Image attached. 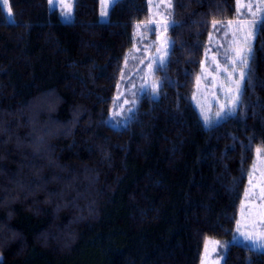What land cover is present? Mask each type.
<instances>
[{
	"label": "trees",
	"instance_id": "16d2710c",
	"mask_svg": "<svg viewBox=\"0 0 264 264\" xmlns=\"http://www.w3.org/2000/svg\"><path fill=\"white\" fill-rule=\"evenodd\" d=\"M170 49L121 128L107 116L149 0L0 1V264H264L232 242L257 148L264 149V19L234 113L206 127L192 96L213 22L236 0H171Z\"/></svg>",
	"mask_w": 264,
	"mask_h": 264
},
{
	"label": "rangeland",
	"instance_id": "374dc122",
	"mask_svg": "<svg viewBox=\"0 0 264 264\" xmlns=\"http://www.w3.org/2000/svg\"><path fill=\"white\" fill-rule=\"evenodd\" d=\"M0 1L8 18L11 19L10 10L5 0ZM113 1L114 0H101L100 15L102 20H106ZM249 1L257 4V7L261 8L258 2H261V0ZM239 2L241 5H243V3L245 4V0H239ZM168 3L169 0H149V19L136 28L134 46L127 53L124 68L118 80L116 93L106 119L107 123L114 128H121L128 123L136 109L138 98L145 91H149L153 97H157V91L153 94L152 90L153 85L158 83L153 77L154 70L157 66H161L159 60L164 57L165 49H167L168 53L170 49V40L167 36V31L164 30L165 20L171 17L167 15V13L172 10V8L169 9L166 7ZM69 5L71 8L70 15L64 16L61 14V18L66 22L73 19L74 0H53L51 3V6H59L61 13L62 11H66ZM257 7L255 8L253 6L250 9L256 12L255 9L257 10ZM243 11L249 12L250 10L244 7ZM102 12L105 14L102 15ZM253 12H249L248 14L253 17V15H251ZM240 15L243 16L245 14L240 13ZM260 15L261 14H258L256 17H260ZM150 21L152 22L151 28H154L155 31H150L145 27L149 25ZM225 33H227V35H225ZM166 40L169 41V43H166ZM240 40H243L242 36ZM241 46L243 45L238 43L237 38L233 34V30L230 29L228 25L224 26L219 36L212 33L211 37H209L208 47L200 67L192 96V102L206 127L222 121L234 113L230 115L224 114L219 118L215 115L222 106L231 105L237 96L239 97L240 90L239 93L236 91L237 82H239L240 88L244 80L246 68L240 64L239 60H236L235 63L232 61L235 57L236 49ZM167 57L163 65L166 63ZM149 65H152V67L150 68ZM242 75L243 79L241 78ZM117 97H119V99H117ZM237 106L238 102L236 103L235 110ZM205 115L209 117V123L207 125L204 121ZM261 182H264V149L257 148L248 176L247 200L250 198V192L254 189V186ZM261 186H264V184ZM245 205L246 201L241 206L244 207ZM258 207L259 204L255 209L256 213H259ZM241 214L243 213L241 212ZM241 224L244 225L242 221ZM241 224L239 226L241 232L256 234L264 231V229L259 231L255 223L243 229ZM235 241L254 248L252 244L245 241L239 233L232 238V242ZM229 242L228 240L208 237L204 243L199 264H223ZM255 249L264 251V248Z\"/></svg>",
	"mask_w": 264,
	"mask_h": 264
},
{
	"label": "snow or ice",
	"instance_id": "6c2138e0",
	"mask_svg": "<svg viewBox=\"0 0 264 264\" xmlns=\"http://www.w3.org/2000/svg\"><path fill=\"white\" fill-rule=\"evenodd\" d=\"M53 2V0H49V3L51 4ZM261 4L264 5V0H261ZM167 8L171 9L172 8V3L171 0H169V3L166 5ZM242 7H247V8H252L253 6L249 3L247 5H241L239 0H238V6H237V16L240 15L241 13V9ZM71 12V8L70 5L67 7L66 11H62V15L64 16H68L70 15ZM105 14L102 12V15ZM171 11H169L167 13V15L170 17L171 16ZM258 14L264 15V9L257 7L256 12L251 13V15H253V17H256ZM151 21L149 22V25H146L145 27L148 28V30L150 31H155L154 28H151ZM175 21L171 20V19H166L164 22V30L167 31L169 28H171L174 25ZM232 21L228 22V27L232 26ZM258 23L257 19H252L250 21H241L239 19H237L236 21V33H243V40H242V45L241 47H238L235 51V57L233 59V63H235L236 60H239L240 64L247 68L248 67V63L249 60L251 59V41L254 39L255 37V26ZM218 27V22H213V29H217ZM210 37L212 35V33L209 34ZM225 35H227V33H225ZM166 43H169V41L166 40ZM168 52L167 49H165V55L163 58H161L159 60V64L163 65L165 58L167 57ZM149 67L151 68L152 65H149ZM243 79V75L241 77ZM158 88V83L156 85H153V94L156 93ZM237 93H239V82H237V89H236ZM117 99H119V97H117ZM238 102V96L237 98L232 102L231 105H225L222 106L220 108L219 111L216 112V117H222L224 114H232L235 111V106L236 103ZM204 121L205 124L207 125L209 123V117L208 116H204ZM259 151V150H258ZM254 171V170H253ZM250 184H251V179H250ZM246 199H247V191H246ZM262 199H264V197H262ZM243 203V202H242ZM243 211H249V209H246L244 207H242V212ZM240 224V221H237V225ZM245 241L250 242L252 244V246L254 248H264V231L258 232L256 234H252V233H248V232H241L240 228L237 227L236 230ZM224 246V245H221Z\"/></svg>",
	"mask_w": 264,
	"mask_h": 264
},
{
	"label": "crops",
	"instance_id": "0c3cea01",
	"mask_svg": "<svg viewBox=\"0 0 264 264\" xmlns=\"http://www.w3.org/2000/svg\"><path fill=\"white\" fill-rule=\"evenodd\" d=\"M5 2L7 3V0H5ZM258 2H259L260 7L262 9H264V5H262L260 1H258ZM249 3L252 6H254L255 8L257 7V4H255V3H253V2H251L249 0H245V4L246 5L249 4ZM245 4L243 3V5H245ZM49 5H50L51 8L57 9L59 11V13H60V16H61V12H60L61 9H60L59 6H56V7L55 6H51L50 3H49ZM237 6H238V0L236 1V9H237ZM243 8L244 7H242V9H241V13H243L245 15H243V16L239 15L235 19L231 20L233 23H232V26L230 27V29L233 30V34L237 38L238 43H240V44H242V41L240 39H241V36L243 37V33H236V27H237L236 21H237V19H239L241 21H245V20L246 21H250V20H252L254 18L257 19L258 23L255 26V34H256V30H257V27H258L260 21H262L264 19L263 15L262 16L260 15V17L259 16L258 17L250 16L248 13L249 12H253V11L246 7L248 10H250L249 12H246V11H243ZM255 11H256V9H255ZM67 22H70V21H67ZM228 22L229 21H227V22H218V27H217V29H215L213 31V34L215 33L216 35L219 36L222 33V31L224 29V26L228 25ZM253 41H254V39L251 41V49H252ZM240 89H241V86H240L239 90ZM262 184H264V182L257 183L254 186V189L250 192L251 196H250V198L248 200L246 199V191H247V186H246V189L244 191V194H243V197H242V200H241V205H243L244 202L246 201V205L244 206V208L249 209V211H243L242 212V209H241L242 206L240 205V210H239V213H238V220L240 221V224H241V221L244 223V225L241 224L242 229L250 227L253 223H255L257 225L259 231L264 229V199H262V197H264V186H261ZM242 202H243V204H242ZM258 204H259V207H258L259 213H256L255 209L257 208ZM241 212L243 214H241ZM240 224L237 225V223H236L233 237H235V235L238 233L236 231V229H237V227L240 226ZM236 243H238V242H236Z\"/></svg>",
	"mask_w": 264,
	"mask_h": 264
}]
</instances>
